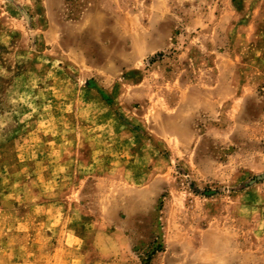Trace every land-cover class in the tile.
Returning <instances> with one entry per match:
<instances>
[{
  "label": "rangeland",
  "instance_id": "374dc122",
  "mask_svg": "<svg viewBox=\"0 0 264 264\" xmlns=\"http://www.w3.org/2000/svg\"><path fill=\"white\" fill-rule=\"evenodd\" d=\"M0 264H264V0H0Z\"/></svg>",
  "mask_w": 264,
  "mask_h": 264
}]
</instances>
